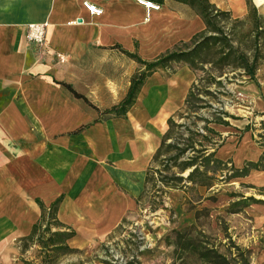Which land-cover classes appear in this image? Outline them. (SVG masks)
<instances>
[{"label":"crops","instance_id":"0c3cea01","mask_svg":"<svg viewBox=\"0 0 264 264\" xmlns=\"http://www.w3.org/2000/svg\"><path fill=\"white\" fill-rule=\"evenodd\" d=\"M210 2L234 19L252 11L264 18L255 0ZM40 22L49 24L44 53L26 39L27 25ZM204 30L200 13L179 0H0V264H25L20 242L41 221L38 200L50 207L62 198L57 220L75 232L68 244L79 249L97 246L137 214L167 121L183 106L191 76L159 70L125 117L103 112L124 99L144 69L125 52L152 61ZM257 107L264 114L263 100ZM248 123L213 127L222 137L216 159L239 171L264 156L257 137L264 129ZM233 180L253 190V226L264 234V169ZM257 263L264 264V245Z\"/></svg>","mask_w":264,"mask_h":264},{"label":"rangeland","instance_id":"374dc122","mask_svg":"<svg viewBox=\"0 0 264 264\" xmlns=\"http://www.w3.org/2000/svg\"><path fill=\"white\" fill-rule=\"evenodd\" d=\"M216 8L218 15L210 30H218L217 33L206 31L194 42L191 39L180 42L178 46L180 49L193 48L209 36H218L221 41L203 49L194 64L171 63L161 71L171 76L188 70L192 82L199 80L202 88L208 82H214L211 78L216 77L222 84H211L209 89L213 96L202 94L201 97L216 107L219 106L216 102L219 98L223 102V109L237 118H225L227 121L239 125L249 121L248 127L263 130L264 114L258 110L257 103L264 101L260 97L264 89L261 66L264 63V18L252 11L251 16L245 19H234L226 9ZM194 10L199 13L198 6ZM254 58L258 59L256 81L251 80L247 70L241 67L247 66L244 59L252 64ZM202 115L207 117L209 113L203 110ZM177 121L184 122L181 119ZM203 125L204 122H200V126ZM214 126L216 124L210 125L212 128ZM257 137L262 138L258 143L264 146V131ZM216 142L220 145L222 137H216ZM217 145L209 153L215 152ZM210 166L216 169L214 173H209L212 177V180H208L213 185L211 188L192 182L165 187L162 184L154 187L151 183L137 214L131 215L95 247L72 248L48 257L35 242L28 244L26 251L22 250L26 243L20 242L24 255L19 259L31 264H45L48 261L52 264H126L132 259L136 264H182V261L175 260L170 242L181 227L195 225L204 235L201 239L225 255L230 264H258L264 234L253 226L252 201L248 200L253 198V190L246 184L230 180L232 166L229 163ZM190 172L191 169H188L180 176L186 178ZM197 181H201L200 178ZM157 189L160 191L155 193ZM51 229L53 232L58 230L53 223ZM189 264L199 263L189 260Z\"/></svg>","mask_w":264,"mask_h":264},{"label":"trees","instance_id":"16d2710c","mask_svg":"<svg viewBox=\"0 0 264 264\" xmlns=\"http://www.w3.org/2000/svg\"><path fill=\"white\" fill-rule=\"evenodd\" d=\"M179 1L185 2L194 7L198 6L200 16L206 24V30L196 34L192 38V42L206 31L217 33L218 30H210L211 26H213L214 19L218 15L217 8L210 2V0ZM214 12H216V14H214ZM220 41L221 40L218 36H209L203 39L200 43H196L193 48L189 47L188 49H180L179 46L176 45L173 49L168 50L152 61H144L137 54L125 52L130 58L141 64L144 69L132 78L130 87L124 99L118 105L105 110L103 114H113L117 117H125L130 108L135 104L143 85L150 76L159 70L165 69L171 63L187 62L194 64L195 59L200 53H202L203 49L211 46V44L217 45ZM182 45L186 46L187 44L183 43ZM243 61L247 66L241 67L247 70L246 73L251 80L256 81L255 75L258 68V59L254 58L252 64H249L247 59H244ZM193 67L194 69H198L195 68L196 66H192V68ZM211 81L214 82H208V85L204 88H202L203 86L199 80L193 81L183 106L168 119V128L163 136L162 143L154 156V165L148 170L146 179L147 190L145 196L141 200V205L148 195L151 183L155 185L154 187H159V184H162L165 187V185L170 186L184 182H192L193 184H200L211 188L213 185L208 183V180H212V177L209 176V173H214L216 169L212 168L210 165L227 163L216 159V151L221 145H217L216 137L220 138L221 136L214 128L210 127V125L216 124L230 126V122L225 118H231L234 120L237 118L223 109V102L219 98L216 99V102L219 104V106L216 107L201 97L202 94L213 96V92L209 89L211 84H222L220 81L216 80V77L211 78ZM64 86L75 97L83 99L88 103V100L84 98L83 95L76 92L72 86L67 84H64ZM221 95L224 94L222 93ZM203 110L209 113V116H203ZM177 119L184 120V122L179 123ZM200 122H204V125L200 126ZM262 126L264 129V122ZM216 145L217 148L215 152L209 153V150ZM189 153H193V155L191 156ZM253 168L264 169V156L257 164H246L242 171L235 170V168L232 167L230 180L247 173ZM188 169H191V172L186 178L180 176V174ZM165 173H167V175H165ZM198 178H200L201 181H197ZM159 191L160 190L157 189L155 190V193H158ZM61 200L62 198H59L50 207H46L40 200H38V204L42 210L41 221L34 226L33 233L30 236L21 239V242L26 243L22 250H28V244L34 242L41 248V252L43 251L48 257L64 250H72V247L68 244V240L74 237L75 232L67 231L57 220V211ZM248 200L257 203V200L254 198H248ZM52 223L58 229L55 232L51 229ZM46 235H48L47 238H45ZM203 237V233L195 225L181 227L176 231L173 240L170 242V245L174 248L175 260L182 261V264H189V260H194L195 263L199 264H230L227 257L221 254L216 248L208 246V244L201 239ZM23 262L25 264H31L28 261ZM136 263L137 262L134 259L126 262V264ZM45 264H52V262L48 261L45 262Z\"/></svg>","mask_w":264,"mask_h":264},{"label":"built area","instance_id":"2783aa9c","mask_svg":"<svg viewBox=\"0 0 264 264\" xmlns=\"http://www.w3.org/2000/svg\"><path fill=\"white\" fill-rule=\"evenodd\" d=\"M147 8L158 10L159 6H156L150 2L142 1ZM86 7L90 11L91 14H101L102 10L97 8L95 5H91L85 3ZM48 22H40V23H30L27 25L26 39L30 44H33L40 53H44L47 50V30H48ZM60 62H65L66 56L60 53H56Z\"/></svg>","mask_w":264,"mask_h":264},{"label":"bare ground","instance_id":"6f19581e","mask_svg":"<svg viewBox=\"0 0 264 264\" xmlns=\"http://www.w3.org/2000/svg\"><path fill=\"white\" fill-rule=\"evenodd\" d=\"M257 6H264V0H255Z\"/></svg>","mask_w":264,"mask_h":264}]
</instances>
